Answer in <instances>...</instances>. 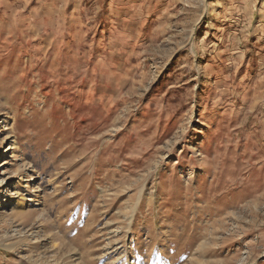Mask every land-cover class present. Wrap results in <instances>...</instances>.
<instances>
[{"label": "rangeland", "instance_id": "obj_1", "mask_svg": "<svg viewBox=\"0 0 264 264\" xmlns=\"http://www.w3.org/2000/svg\"><path fill=\"white\" fill-rule=\"evenodd\" d=\"M0 264H264V0H0Z\"/></svg>", "mask_w": 264, "mask_h": 264}, {"label": "bare ground", "instance_id": "obj_2", "mask_svg": "<svg viewBox=\"0 0 264 264\" xmlns=\"http://www.w3.org/2000/svg\"><path fill=\"white\" fill-rule=\"evenodd\" d=\"M6 162H4V164H5ZM3 199L4 198H2V202H3ZM23 206H24V204H22V203H18L17 205H16V207L15 208H19V209H17V210H19V211H22V208H23Z\"/></svg>", "mask_w": 264, "mask_h": 264}]
</instances>
